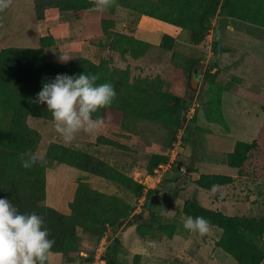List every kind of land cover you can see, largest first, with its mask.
Masks as SVG:
<instances>
[{
  "label": "rangeland",
  "instance_id": "rangeland-1",
  "mask_svg": "<svg viewBox=\"0 0 264 264\" xmlns=\"http://www.w3.org/2000/svg\"><path fill=\"white\" fill-rule=\"evenodd\" d=\"M52 1L11 0L10 7L0 13V24L3 25L0 27V51L10 47H39L37 26L39 21H44L40 25V31L57 40L55 46L51 47L46 55L49 61L56 62L61 54L71 52L96 64L107 65L110 69H128L131 83L137 80H149L157 85L160 84L158 89L161 92L185 96L192 102L184 126L175 139L170 138L161 124L139 120L131 124L129 131L108 125H103L92 134L82 131L72 144H68L57 131L54 121L29 118L30 127L41 134L36 153L38 157L43 158L52 143L88 152L142 184L145 189L144 194L149 190H161L162 194L166 192L164 196H153L152 214L161 223L164 222V218H171L174 222L182 224L178 226V232L173 238L158 230L142 238L137 233V225L129 226L131 220L129 218L119 226L116 234L107 227L106 239L101 243L97 242L96 237H89L79 230L82 252L74 264L82 263L83 259L94 252L96 258L101 245L104 246L103 251L106 246L104 251V264H106L107 249L114 239H118L123 246L120 257L125 264H134L136 255H141L139 264H237L215 245L221 235L220 229L211 227V233L207 236H200L187 230L181 235L184 230L183 222L187 219L182 214V208L185 199L195 197L204 207L217 209L215 211L229 216L258 219L264 217V175L259 172L260 163L256 162L259 165L256 169L254 165L247 167L243 175L238 173V169L231 168L227 164L228 154L233 152L235 144L251 143L264 121V112L261 109H264V105L262 106L264 104V27L231 18L233 25L217 34L215 22H211L209 34L204 42L201 45H194L190 42V34L187 31L183 30V33L175 34L176 28L164 22L158 21V23L148 19L139 26L141 15L127 9L131 12L129 18L120 14L115 21L114 30H127L132 35L137 34L139 40L152 45L144 57L135 60L130 55L123 57L111 50L110 42L103 35L98 15L118 7L113 6L105 11L91 10L88 12V14L92 13L90 20L87 19V25L80 31L79 25L85 24L81 23L84 16L80 20L72 12L47 6ZM39 17L42 19L39 20ZM97 34L102 38H97ZM166 34L175 38L174 47L170 51L159 47ZM228 38L230 40H225ZM226 46L232 48L230 50L238 56H241L245 49H249L248 63L240 62L244 67L239 73L240 79L232 77L231 80H243L252 86L245 88L249 91L243 96L231 91L226 93L225 125L211 124L205 117L211 77L207 74V69L214 59L213 52L217 50L222 53ZM219 60L220 58L218 63ZM192 61L195 63L190 66ZM239 83L238 81L231 83V90ZM242 106L253 108H246L244 112ZM101 136L129 148L118 150L114 147L98 145L96 139ZM155 155L169 158V161L163 165L164 167L161 168L160 165L153 174H149L148 165ZM201 175L238 177H232L233 184L218 186L214 192L196 185L195 182ZM81 180L89 184L92 189L119 197L131 206L132 216L140 215L143 223L152 220V214L144 211L145 195L137 197L106 180L62 164H55L53 168L47 170V198L44 205L63 214H69L70 203ZM166 182L168 183L164 185ZM174 190L178 191V197L172 195ZM50 264L69 263L62 255H53Z\"/></svg>",
  "mask_w": 264,
  "mask_h": 264
},
{
  "label": "trees",
  "instance_id": "trees-1",
  "mask_svg": "<svg viewBox=\"0 0 264 264\" xmlns=\"http://www.w3.org/2000/svg\"><path fill=\"white\" fill-rule=\"evenodd\" d=\"M117 5L114 7L126 8L187 31L194 45L204 42L215 17L225 16L264 27V0H117ZM47 6L71 11L77 19H81L86 11L94 9L90 0H53ZM115 11L104 12L101 17V28L110 42L109 48L123 57L130 55L135 60L144 57L152 45L116 32ZM174 44L175 38L166 34L159 47L170 51ZM54 45L53 37L46 36L40 39L39 48L10 47L0 51V198H7L21 213L41 216L49 238L55 240L53 254L62 255L69 264H74L82 252L79 230L89 237H96L97 242H100L106 237L107 227L116 234L119 226L131 218L129 226L137 225V233L142 238L156 230L173 238L178 232V226L182 224L171 218H164L161 223L151 210L153 196H164L166 192L162 194L161 190H149L144 194L142 184L88 152L52 143L43 157L47 161L46 165L38 163L30 169L21 166L20 153L31 150L36 154L41 141L40 132L30 127L29 118L54 121L46 104L40 105L35 101L43 84L54 80L58 74L96 75L97 84L111 83L117 97L110 107L101 109L98 115L103 118V125L124 131H129L135 121L149 120L161 124L170 138L175 139L184 126L192 103L185 96L161 92L158 89L160 84L149 80L131 83L128 69H110L107 65L96 64L71 52L63 53L72 58L66 63L60 60L49 61L45 49ZM218 53L215 50L212 64L207 69L211 77L205 117L208 123L225 125L222 115L224 90L218 80L219 73H212L218 67ZM194 63L192 61L190 66ZM96 143L118 150L129 148L104 136L98 137ZM168 161L169 158L153 156L148 165V173L153 174L157 167ZM256 162L260 163L259 172L264 175V123L252 143L237 142L227 157V164L238 169L240 175L252 165L256 169L259 166ZM55 164L106 180L137 197L145 195L144 211L152 214V220L143 223L140 215L132 216L131 206L119 197L92 189L82 180L70 203L69 214L44 205L47 198V170ZM233 182L230 176L201 175L195 183L199 188L212 190L213 185L227 186ZM172 195L178 197L179 193L174 190ZM182 214L186 218L204 217L211 227L220 229L221 235L215 245L237 264L264 262V217L229 216L204 207L195 197L184 200ZM185 232L184 229L181 235ZM122 253L120 241L112 240L107 249L106 264H125L120 257ZM140 258L141 255H136L133 263L139 264ZM94 260L95 252L77 264H91Z\"/></svg>",
  "mask_w": 264,
  "mask_h": 264
},
{
  "label": "clouds",
  "instance_id": "clouds-1",
  "mask_svg": "<svg viewBox=\"0 0 264 264\" xmlns=\"http://www.w3.org/2000/svg\"><path fill=\"white\" fill-rule=\"evenodd\" d=\"M96 11H105L117 5V0H90ZM11 5V0H0V13ZM0 27H3L0 24ZM72 58L62 54L60 62ZM96 75L69 76L58 74L54 80L43 84L36 103L46 104L65 143L72 144L80 132L92 134L104 124L98 115L110 107L117 97L114 86L105 82L97 84ZM21 166L30 169L38 163L47 164L31 150L20 153ZM213 185V191L217 190ZM183 227L190 233L207 236L211 226L204 217L189 216ZM55 240L49 238L44 220L36 213H21L7 198H0V264H50Z\"/></svg>",
  "mask_w": 264,
  "mask_h": 264
},
{
  "label": "crops",
  "instance_id": "crops-1",
  "mask_svg": "<svg viewBox=\"0 0 264 264\" xmlns=\"http://www.w3.org/2000/svg\"><path fill=\"white\" fill-rule=\"evenodd\" d=\"M91 10H94V9H91ZM91 10H88V11H86L85 13H84V19L82 20V18L80 19V20H82V22L81 23H85L84 25H79V27H80V31H82L83 30V28L87 25V19H89L90 20V15H92V13H90V14H88V12H90ZM69 12H71V11H69ZM73 13V12H72ZM96 13V12H95ZM104 12H101L98 16H100V18H99V20H101V17H102V14H103ZM130 11H128L127 9H123V8H121V7H118L117 9H116V13H115V19H116V21H117V18H118V16L121 14V15H124L125 17H127V18H129V16H130ZM148 19H151V20H153V21H155V22H158L159 20H156V19H152V18H150V17H147V16H144V15H142L141 16V22H140V24H139V26H141L145 21H147ZM215 19V21H213ZM213 20H212V22H215V30H216V33L217 34H219L224 28H228L229 26L231 27L233 24H231V23H233L232 21L233 20H231V18H228V17H225V16H222V17H215ZM79 20V21H80ZM237 20V19H236ZM42 23H44V21H39V24H38V26H37V35H38V39H39V41H38V43H39V47H40V39L42 38V37H46L47 36V34H44L43 32H41L40 30H41V24ZM159 23V22H158ZM157 25V24H156ZM138 26V27H139ZM154 26V25H153ZM175 27V26H174ZM176 28V30H175V34H181V33H183V30L181 29V28H178V27H175ZM116 32H119V33H121V34H125V35H128V36H132V37H135L136 39H140L139 38V36L137 37V34H134L133 33V35L132 34H130V33H128V31L127 30H124V31H119V30H115ZM81 35H84V34H81ZM88 35V34H87ZM226 35V34H225ZM48 36H51V35H48ZM227 36V35H226ZM53 37V36H52ZM97 38H102V36L101 35H99V34H97ZM53 39H54V41L56 42L57 40H55V38L53 37ZM225 40H230V38H228V39H225ZM142 41V40H141ZM55 46V45H54ZM39 47H37V48H39ZM53 47V46H52ZM227 48L222 52V53H219V58H220V60H219V63H218V67L217 68H215L213 71H212V73H216V72H218L219 73V78H218V80H219V82L221 83V86H222V88H223V95H222V115H223V118L225 117L224 116V113H225V106H224V99H225V95H226V93H228V92H232V93H234V94H236V95H238V96H243V95H245V93H247L249 90H246L245 88L246 87H249V86H252L251 84H247V82L246 81H243V80H241V81H239V80H231V78L232 77H236V78H238V79H240V72L241 71H243L244 70V67H243V65H241L240 64V62L241 61H246L247 63H248V61H249V49H245L244 51H243V54L241 55V56H238L236 53H234L232 50H230V49H232V48H230V47H228V46H226ZM50 48L51 47H49V48H46L45 49V51H46V55L48 54V51L50 50ZM214 53V52H213ZM228 58H231L230 60L228 59ZM211 59V58H210ZM210 61V60H209ZM226 63V64H225ZM234 81H238V82H240L239 84H237V85H235L234 87H233V89L231 90V83H234ZM264 101V100H263ZM264 103V102H263ZM264 104H262V106H263ZM261 106V107H262ZM246 108H249V109H252L253 107H244V106H242V110L244 111V112H246ZM262 109V111L264 112V109L263 108H261ZM242 111V112H243ZM263 123H264V121H263ZM263 123H262V125H263ZM212 124V123H211ZM261 125V126H262ZM260 131V130H259ZM258 134V133H257ZM256 137H257V135H256ZM256 139V138H255ZM254 139V140H255ZM253 140V141H254ZM252 141V142H253ZM251 142V143H252ZM232 177H234V178H237L238 176H232ZM214 210H217V209H214ZM53 255H55V254H53ZM52 255V256H53Z\"/></svg>",
  "mask_w": 264,
  "mask_h": 264
},
{
  "label": "built area",
  "instance_id": "built-area-1",
  "mask_svg": "<svg viewBox=\"0 0 264 264\" xmlns=\"http://www.w3.org/2000/svg\"><path fill=\"white\" fill-rule=\"evenodd\" d=\"M181 144V143H180ZM178 146L180 147L181 145L178 144ZM182 147V146H181ZM174 161V160H173ZM172 161V162H173ZM170 164H168L169 166ZM161 168L164 167L163 165L160 166ZM157 172V171H156ZM104 239H106L105 237L99 242L101 243ZM100 245V244H99ZM103 248L104 246H100L99 249H98V255L96 256L95 260L93 263L91 264H104L105 263V260H104V257H105V252L106 251V246H105V250L103 251Z\"/></svg>",
  "mask_w": 264,
  "mask_h": 264
},
{
  "label": "water",
  "instance_id": "water-1",
  "mask_svg": "<svg viewBox=\"0 0 264 264\" xmlns=\"http://www.w3.org/2000/svg\"><path fill=\"white\" fill-rule=\"evenodd\" d=\"M186 181H188V179H186Z\"/></svg>",
  "mask_w": 264,
  "mask_h": 264
}]
</instances>
